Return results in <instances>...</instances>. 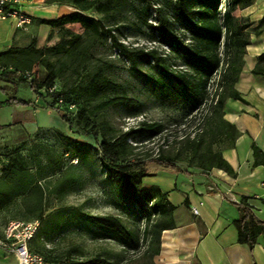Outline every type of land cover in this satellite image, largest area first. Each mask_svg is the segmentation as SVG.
Instances as JSON below:
<instances>
[{
  "label": "trees",
  "instance_id": "obj_1",
  "mask_svg": "<svg viewBox=\"0 0 264 264\" xmlns=\"http://www.w3.org/2000/svg\"><path fill=\"white\" fill-rule=\"evenodd\" d=\"M254 1L166 0L164 8L172 14V17H168L163 7H153L152 1L147 0V7L140 11L143 23L151 30L154 40L160 38L170 48L171 55L181 60L182 68H173L168 61L169 58L156 49L146 51L141 48H129L120 42L114 33L117 29L108 27L103 18L87 13L91 9H96L105 15L118 16L124 8V0H48L50 3L71 4L76 11L56 19H40V22L62 29H66L69 23H81L86 28L88 40L82 34L72 33L67 29L70 39L67 40L68 45L65 50L68 55L77 58L85 57L91 46L100 41L104 35H108L113 45L131 61L135 74L153 84L163 104L183 101L191 110H197L206 104L211 95V86L216 80L215 75L220 72L226 61L225 68L216 80L217 89L212 100L213 110L206 116L202 129L193 137L188 136L183 139L181 148L177 152L160 153L152 158L151 162L172 170L190 173L188 167L179 163L180 160L188 159L190 166L204 171L218 168L235 175V169L225 158L223 151L235 145L240 131L234 123L225 118V106L229 98L246 101L236 88V84L243 70L246 47L251 43V33L254 31L259 34L261 30L260 25L253 26L249 19L238 17L234 12L239 8L243 9L252 5ZM132 8L136 9L134 4ZM151 9L154 11L155 23L149 22L152 18V14L149 13ZM263 21L264 18L261 22ZM176 24L179 25L180 31H177ZM61 48L66 47L62 44L44 49L37 47L35 42L27 46L13 45L0 53V62L6 68L0 75V82L18 78L30 80L33 87L35 77L30 70L33 64L46 56L47 52L52 50L58 52ZM140 60L148 63L153 61L158 68L157 75L143 71L139 67ZM253 72L264 74V53L259 56ZM58 76V70L54 65L47 63V74L39 83L37 92L52 98L51 106L62 113L64 120L73 122L74 117L77 116V123L85 121L86 125H90L91 119L87 115V109L81 107L80 99L65 94L66 91L56 89L55 80ZM119 87V83L96 74L88 85L80 87L79 90L82 95L88 93L100 96L105 90H116ZM2 88L6 89V87ZM52 88H54L53 91H51ZM4 102L31 103L10 97L5 101L0 100V107ZM119 102L135 108L131 112L132 115H139L142 112L141 103L127 95L109 97L99 103L98 109L103 110ZM71 105H75V108L70 109ZM3 128L4 126L0 125V129ZM166 128L164 122L144 120L137 127L129 128L113 138L103 135L100 141L101 160L106 177L115 187L118 195L119 201L116 206L119 210L135 215L150 225L147 228L152 240L144 257L146 260L142 264H155L154 258L160 252L163 230L176 225L174 219L176 206L159 188L144 187V177L151 174L148 170L149 163L144 159L131 158L135 146L129 140L153 138L165 132ZM68 138L74 140L71 137ZM76 142L85 144L81 140ZM254 155L256 164L264 163V153L255 144ZM29 171V162L21 153L7 158L0 173V208L16 203L18 198H22V206L29 217L41 219L43 222L46 217L43 184L34 179H28ZM62 187L63 185H59L53 192H59ZM237 206L239 217L234 222L239 232V241L254 249L258 238L264 234V220L256 216L246 200L241 201ZM77 215L84 223L96 228L93 231L95 237L116 240L133 250L139 248L137 237L119 215L93 214L80 210ZM31 249L43 253L54 264H62L56 257H51L40 249L34 248L32 244ZM90 262L114 264L103 257H95ZM66 264L85 263L67 261Z\"/></svg>",
  "mask_w": 264,
  "mask_h": 264
},
{
  "label": "rangeland",
  "instance_id": "obj_2",
  "mask_svg": "<svg viewBox=\"0 0 264 264\" xmlns=\"http://www.w3.org/2000/svg\"><path fill=\"white\" fill-rule=\"evenodd\" d=\"M153 7H163L164 13L172 17L166 8V0H151ZM132 4L136 9H131ZM76 9L71 4H68ZM147 7V0H124V8L118 16L103 14L96 9L87 11L88 14L103 18L108 27L117 29L114 33L120 42L129 48L147 50L156 49L167 56L173 68H182V62L171 55L170 48L159 38L154 40L151 30L143 23L140 16L142 9ZM149 13V22L155 23L154 11ZM117 27V28H116ZM82 34L86 40V28L81 23H69L66 29L32 21L27 29L20 30L18 40L14 45L27 46L35 42L37 47L50 48L62 44L66 48L60 51L52 50L36 61L32 68L35 83L32 87L30 80L0 82V100L16 97L29 104L4 102L0 107V173L13 154L21 153L29 162L28 179H34L43 184L45 198V220L32 246L51 257L66 264L67 261H80L90 264L95 257H103L114 264H142L145 262L146 251L149 249L151 234L148 232L147 221L135 215L119 210L118 195L112 186L101 160L100 141L103 135L113 138L129 128L137 127L142 121H161L166 124V130L153 138H132L129 142L135 146L131 158H140L151 163V159L160 153L173 154L181 148V141L193 137L201 130L205 118L212 110V100L217 89L216 80L226 66V61L215 75L211 86V95L205 105L197 110H191L183 101L173 104H163L150 81L137 76L131 61L113 45L108 35L100 38L91 46L85 57L77 58L66 52L70 34ZM177 31H180L176 24ZM184 32V31H183ZM87 43V42H86ZM47 63H52L59 76L55 80L56 89L66 91L65 94L80 99L81 107L87 109L91 124L85 121L77 123L62 118L61 112L52 107V98L41 95L37 87L47 74ZM139 67L153 75L158 68L154 62L140 60ZM103 75L119 83L116 90H105L100 96L82 95L80 87L88 85L96 75ZM2 87H6L3 89ZM127 95L141 103V114L132 115L135 108L119 102L103 110L98 109L101 101L114 96ZM59 111V112H58ZM35 122L29 124V122ZM34 125L35 129H29ZM71 137L74 140H69ZM76 140L84 141L79 144ZM184 167L190 166L188 159L180 160ZM148 165V170L152 168ZM59 185L62 189L54 193ZM22 199V198H20ZM13 214H0V229L11 220H32L24 211L13 205ZM93 214L119 215L127 227L132 230L139 242V248L133 250L113 239L95 237L96 228L84 223L77 215L78 211ZM0 249H3L0 247ZM12 260L0 251V264ZM92 264V263H91ZM95 264V263H93Z\"/></svg>",
  "mask_w": 264,
  "mask_h": 264
},
{
  "label": "crops",
  "instance_id": "obj_3",
  "mask_svg": "<svg viewBox=\"0 0 264 264\" xmlns=\"http://www.w3.org/2000/svg\"><path fill=\"white\" fill-rule=\"evenodd\" d=\"M20 8L32 16V21L56 19L76 11L68 4L48 0H22ZM234 14L249 19L253 26L260 25L261 30L259 34L251 33L236 84L246 101L229 98L225 106V118L240 131L235 145L223 151L235 175L223 169L204 171L197 167H188L190 173H186L149 163L153 166L151 174L144 177V187L159 188L176 206V225L163 230L155 264H264V234L251 249L239 241L234 222L239 217L237 204L243 200L264 220V163L256 164L254 155V144L264 153V74L253 72L264 53V21L261 22L264 0H255ZM20 30L23 28L14 19H0V53L14 45ZM28 128L34 130L35 126ZM16 201L0 208V214H13L14 204L21 210V199ZM194 206L199 207V214L193 212ZM6 225L0 229V235ZM0 251L13 258V261L4 260V264H19L14 253L4 248Z\"/></svg>",
  "mask_w": 264,
  "mask_h": 264
},
{
  "label": "built area",
  "instance_id": "obj_4",
  "mask_svg": "<svg viewBox=\"0 0 264 264\" xmlns=\"http://www.w3.org/2000/svg\"><path fill=\"white\" fill-rule=\"evenodd\" d=\"M21 2L22 0H0V19H14L18 27L27 29L32 23V16L20 8ZM5 69L0 62V75ZM74 108L75 105L70 106V109ZM192 210L199 214L198 206H194ZM41 224L42 220L38 218L9 221L3 235H0V247L14 253L19 264H54L43 253L31 249V242L39 232Z\"/></svg>",
  "mask_w": 264,
  "mask_h": 264
}]
</instances>
